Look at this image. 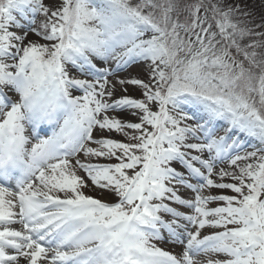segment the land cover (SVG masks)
Masks as SVG:
<instances>
[{"label":"snow or ice","instance_id":"snow-or-ice-1","mask_svg":"<svg viewBox=\"0 0 264 264\" xmlns=\"http://www.w3.org/2000/svg\"><path fill=\"white\" fill-rule=\"evenodd\" d=\"M257 29L264 20L229 0H0V264H264ZM94 61L146 64L147 80L116 79L142 98L112 99L115 71ZM240 135L261 146L241 154ZM225 160L231 170H216ZM89 181L115 202L85 194ZM211 188L235 195L203 194ZM206 227L223 230L201 237ZM162 230L181 253L153 243Z\"/></svg>","mask_w":264,"mask_h":264},{"label":"rangeland","instance_id":"rangeland-1","mask_svg":"<svg viewBox=\"0 0 264 264\" xmlns=\"http://www.w3.org/2000/svg\"><path fill=\"white\" fill-rule=\"evenodd\" d=\"M46 2L45 3H51L52 0H45ZM250 3H246L245 0H229L230 3H236V2H239V3H243V4H246L248 8L251 12H252V19L254 20V22L256 23L257 21H260L259 23L262 22V20H264V0H249ZM181 4H188V3H193L195 2V0H180ZM253 7V9L251 8ZM184 15H187V13H184ZM184 15L181 16V19L184 18ZM35 27H39V26H35ZM257 31H264V29H257ZM18 33H22L24 31H19L17 30ZM28 40H32V41H39V42H44L42 40H40V38L36 35H34L33 33H29L28 34ZM27 42V41H25ZM258 51H260L258 49ZM105 63V62H103ZM131 67H127L125 68L124 70L122 71H119L118 73L116 72L115 75L113 76V78H109V80L112 81V83L115 84V91H114V96L112 99H116L120 96H125V95H128V96H132L134 98H139V91L140 89L137 88L136 86H133V85H130V84H125V85H120L118 83H116V79L117 77L119 78H124V79H129V78H140V79H145L147 78V66L146 64L144 63H137L135 64V67L134 69H131L132 68V65H130ZM124 89H127V91H125ZM110 115H119L122 119H125V120H131L133 122H136V118L134 116H130V115H125L124 113H110ZM219 131V130H218ZM105 135H108V136H111V138H114V139H117V140H121V141H126L125 137L121 134H117L115 132H112V133H105ZM194 142V141H192ZM195 142H201V141H195ZM91 146H94L95 145H91ZM192 154H196V152H193ZM79 158L81 160H85L86 158L82 155V154H79ZM92 160L94 162H99V163H113L111 161V159H105V158H92ZM174 166H177L176 163L173 164V167ZM222 166H219V168H221ZM225 168L227 170H231V169H228V165L225 166ZM219 170V169H218ZM79 175H81L82 177H85V174L83 173V171H79L78 172ZM215 179V176L213 177ZM85 179H87L85 177ZM219 182V181H217ZM224 182H233L231 181L229 178H225ZM89 187L88 188H85L83 189L85 194H88V195H92L94 197H97L105 202H115L116 200V197L112 194V193H109L106 195V193L104 191H101L99 188H95L93 186H91V182L89 181ZM206 193L208 194H211V195H216V194H227V195H233L234 193L231 192V190H222V189H216V188H211V189H206ZM219 203H222V202H219ZM217 203L215 202H210L209 203V207H216L218 205H216ZM223 229H218V228H212V227H206L204 229H201L200 230V236L203 237L205 235H209L211 234L212 232H215V231H222ZM226 257H223V255H219V259H225Z\"/></svg>","mask_w":264,"mask_h":264},{"label":"bare ground","instance_id":"bare-ground-1","mask_svg":"<svg viewBox=\"0 0 264 264\" xmlns=\"http://www.w3.org/2000/svg\"><path fill=\"white\" fill-rule=\"evenodd\" d=\"M29 18V17H28ZM125 115H127V113H124ZM221 123H223V122H221ZM224 124V123H223ZM233 136H236L237 135V133H235V132H233V133H231ZM245 139V136L244 135H240V139ZM253 140H255V139H253V138H249V140H247L246 141V143H245V148H252V147H255L256 146V144L255 143H252L253 142Z\"/></svg>","mask_w":264,"mask_h":264},{"label":"trees","instance_id":"trees-1","mask_svg":"<svg viewBox=\"0 0 264 264\" xmlns=\"http://www.w3.org/2000/svg\"><path fill=\"white\" fill-rule=\"evenodd\" d=\"M245 2L248 4V3H250V1L249 0H245ZM247 6V5H246ZM248 7V6H247ZM248 8H250V7H248ZM252 9H253V7H251Z\"/></svg>","mask_w":264,"mask_h":264}]
</instances>
